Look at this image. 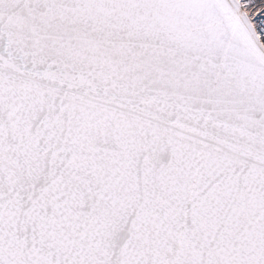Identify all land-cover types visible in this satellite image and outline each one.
<instances>
[{
	"label": "snow or ice",
	"instance_id": "6c2138e0",
	"mask_svg": "<svg viewBox=\"0 0 264 264\" xmlns=\"http://www.w3.org/2000/svg\"><path fill=\"white\" fill-rule=\"evenodd\" d=\"M0 264H264V0H0Z\"/></svg>",
	"mask_w": 264,
	"mask_h": 264
}]
</instances>
